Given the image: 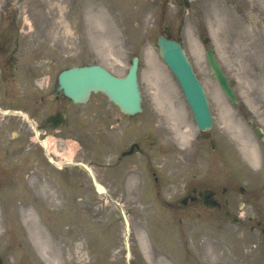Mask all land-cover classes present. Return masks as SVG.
<instances>
[{
	"label": "rangeland",
	"instance_id": "1",
	"mask_svg": "<svg viewBox=\"0 0 264 264\" xmlns=\"http://www.w3.org/2000/svg\"><path fill=\"white\" fill-rule=\"evenodd\" d=\"M2 6L16 13L18 26L26 30V36L34 35L36 44L50 51L52 62L47 63L52 73L70 64L100 63L122 76L132 57L140 56L142 94L164 111L163 119L169 122L180 148H184L170 153L171 176L161 186L160 199H176L187 184L202 180H209L219 191L227 188L224 197L230 200L228 217L219 216L218 211H211L208 216L196 215L201 206L183 211L170 206L174 214L185 216L179 226L173 224L176 217H169L160 204L154 208L138 205L141 202L132 191L143 179L139 171L132 174L134 179L129 178L127 186L130 196L117 197L130 212L134 234L138 235V241L136 236L131 239L132 264L145 263L139 236L145 234V227H151L152 223L173 228L176 241L186 239L185 253L190 251L196 255L200 264H206L205 260L207 257L211 260L212 255L213 262L220 259L221 264H264V137L259 138L254 132L255 127H260L264 133V0H0ZM164 26L171 28L173 37L182 39L194 70L204 84L214 118L213 126L207 131L198 129L177 79L158 54L156 39ZM208 36L211 38L208 47L215 49L238 103L224 94L209 68L202 42ZM97 97L103 98L100 94L94 98ZM230 115L241 123L240 140L223 131ZM95 117L93 112L79 117L83 128L80 132L83 148L79 155L93 162L109 187L125 189L120 180L109 174L106 165L117 155L114 146L105 145L100 148L101 157L94 156ZM184 129H191V133L182 138L178 130ZM141 132L134 124L130 128L121 125L116 132L112 131L111 142L121 143V146L130 144ZM50 136L54 140L61 138L55 133ZM209 137L215 139L214 148ZM71 138L74 137L68 136L66 141ZM242 141L256 146V162L246 157ZM68 145L57 142L63 151ZM139 158L144 161L142 155ZM129 160L133 169L143 170V164L137 159ZM36 173L37 178L32 179V176L30 182L40 191V174ZM52 173L56 174L53 169ZM53 174L49 178L45 176L50 180L51 189H56L57 199L50 204L45 196L37 197L29 191L0 190V254L4 264H47L35 244L38 240L33 234L36 226L52 238L57 234L59 249L53 264H126L124 228L117 206L105 202V198L95 197L93 192L81 197L77 208L81 228H76L81 235L76 237L71 234L74 220L67 217L72 215L73 198L60 192ZM16 180L20 189H24L23 176ZM83 180L92 188L87 176L83 175ZM2 181L1 189L9 183ZM240 186L245 187L244 192L240 191ZM29 203L34 207L35 228L29 227L21 216V205ZM64 205L67 215L63 213ZM236 214L241 217L239 224L231 219ZM109 221L115 227L114 238L110 242L107 239V243L99 238L102 230L109 227ZM65 228L68 234H63ZM170 246L174 248L173 262L161 260L158 256L161 247L156 246L148 258L151 264H189L174 241ZM53 252L55 255V248Z\"/></svg>",
	"mask_w": 264,
	"mask_h": 264
},
{
	"label": "flooded vegetation",
	"instance_id": "2",
	"mask_svg": "<svg viewBox=\"0 0 264 264\" xmlns=\"http://www.w3.org/2000/svg\"><path fill=\"white\" fill-rule=\"evenodd\" d=\"M43 57L45 55L39 54V50H36L35 38L33 36L28 38L21 34L14 15L4 14L1 11L0 106L11 113L3 116L0 111V180L12 182L21 175L26 176L34 169L44 172L51 171L52 165L57 168L50 162L42 143L33 139L35 129H38L42 136L55 133L62 140L72 136L78 141L80 132L83 130L79 117L84 116L85 112H93L96 114L94 120L96 128L93 133L94 156L101 157L100 148L112 144L115 148L114 154L117 155H113L114 162L108 165L109 174L120 180L122 186L125 187V189L111 188L110 194L130 196L127 186L131 178L132 164L129 159L135 158L141 163L143 160L139 157L142 155L145 159L142 163L143 185L141 184L140 188L132 191V195L144 199L159 197L162 191L160 186L166 175L157 161L162 158L159 155L163 153L164 147L160 133L152 129V121L148 115L126 116L116 106L108 103L106 98L91 99L87 103L74 102L64 93L57 91L53 75L45 76L46 71L42 69L41 60L45 62L46 60ZM49 66L50 64H47L46 69L49 70ZM16 110L25 112L32 122L15 114ZM133 124L142 129V132L136 135L135 140L122 146L121 143L118 146L111 142L112 131L116 132L118 126L130 128ZM126 137L129 138V135ZM61 144L63 145L62 142ZM81 147L82 145L76 149L73 161L80 159ZM59 149L62 151V147ZM55 158L58 159L57 154ZM61 163L63 168L60 177L65 186L64 192L77 199L89 194L90 190L81 187L83 169L76 164L69 163L66 158L61 160ZM97 174L101 177L99 172ZM206 188L205 183L187 189L182 196L176 198L177 207L183 211L192 208L194 204H203V194ZM186 196H188L187 203L184 204L181 199ZM192 196L195 197L194 200H191ZM202 207L209 209L205 205ZM148 235L151 238L148 252L152 255L154 245L157 246L162 237L159 226L154 223L149 228Z\"/></svg>",
	"mask_w": 264,
	"mask_h": 264
},
{
	"label": "water",
	"instance_id": "3",
	"mask_svg": "<svg viewBox=\"0 0 264 264\" xmlns=\"http://www.w3.org/2000/svg\"><path fill=\"white\" fill-rule=\"evenodd\" d=\"M165 33L170 35L169 29H165ZM207 41L208 40L205 39V42ZM157 45L165 62L172 68L173 72L178 77L188 102L194 111L198 126L201 129L210 127L212 118L209 112L206 93L203 85L196 78L181 43L161 35L158 38ZM206 53L211 70L219 84L233 100H236L234 91L219 62L216 60L214 51L207 49ZM137 66L138 58L135 57L132 67L123 78L112 75L100 65L72 67L60 74L59 88L63 89L67 95L77 101L84 100L91 91L102 90L106 92L113 101L118 103L124 111L133 113L140 109L141 100L137 82ZM84 166L93 176L96 187L102 188L96 181L92 170L87 165L84 164ZM125 220L128 229L129 222L127 218ZM129 256L130 253L128 251L127 257L129 258ZM0 264H2L1 258Z\"/></svg>",
	"mask_w": 264,
	"mask_h": 264
},
{
	"label": "bare ground",
	"instance_id": "4",
	"mask_svg": "<svg viewBox=\"0 0 264 264\" xmlns=\"http://www.w3.org/2000/svg\"><path fill=\"white\" fill-rule=\"evenodd\" d=\"M164 96L166 97L167 95L164 94ZM224 127H223L224 132H229L231 135H233L238 140L242 139L243 129H242L241 123L237 119L233 118L232 115L229 116V120L226 122V125ZM178 133H179V136L183 138L185 136H188L191 133V129L178 130ZM70 144H72L70 145V147L73 148L74 144L73 143H70ZM49 145H50L49 147L51 148L52 142L50 140H49ZM241 145H242V148L244 150L246 157H249L250 159H252V162H256V159H257L256 158V152H257L256 146L247 141L246 142L242 141ZM43 187L45 189H49L50 185L48 183H45ZM46 199L50 202H53L55 199H57V197L54 196V194H50L46 196ZM21 216L24 222L29 227L35 228L36 220L34 218V207L32 206L31 203L22 207ZM33 234L34 235L36 234L37 239H38L35 241V244L40 248L41 253L45 256V259L49 263L52 264L54 260L57 258L56 256L57 251L55 255L53 252V249L56 244V240L52 238L50 235H48L46 231H43L39 226H36ZM40 244H42L43 247H41Z\"/></svg>",
	"mask_w": 264,
	"mask_h": 264
}]
</instances>
